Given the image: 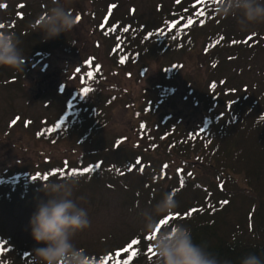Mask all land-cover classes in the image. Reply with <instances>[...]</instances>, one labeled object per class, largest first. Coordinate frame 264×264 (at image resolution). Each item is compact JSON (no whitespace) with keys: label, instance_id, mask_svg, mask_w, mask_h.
<instances>
[{"label":"trees","instance_id":"16d2710c","mask_svg":"<svg viewBox=\"0 0 264 264\" xmlns=\"http://www.w3.org/2000/svg\"><path fill=\"white\" fill-rule=\"evenodd\" d=\"M209 1L200 0L196 3L201 7ZM213 1L219 5V0ZM103 4L108 10L109 19L101 29L96 30L109 42V60L116 66L138 67L142 70L147 66V59L154 56L158 59L160 72L159 80H155L154 84L159 91L153 99L146 96L150 101L145 103L130 100L129 105L134 114L131 129L135 135L132 147L127 143L131 131L119 135L114 142V151L121 150L127 154L122 166L118 161L120 156L107 161L100 151L94 161L82 167L73 166L72 171L76 172L77 177L85 179L80 182L90 185L99 184L103 187L106 183L115 187L117 185L114 182L120 180L115 189L122 188L128 201L140 199L145 194V187L149 189L148 199L150 195L157 198L159 194L173 193L177 208L170 215L173 218L166 223L168 228L176 223L184 224L190 228L195 243L206 245L208 251L222 261L240 264L241 259L249 253L264 260V89L260 90L262 96L249 92L246 83L239 87L235 83V73H240L242 69L239 62H246L257 48L264 47V40L261 39L264 33L262 35L257 30L241 33L239 29L221 28L225 19L227 22L234 19L218 15L214 8L210 16H202L199 24L185 27L187 20L193 18L190 16L193 10L189 4L178 10L172 8L160 13L157 24L154 23L153 27L147 25L144 28L147 31L143 32L139 22L117 16V4L109 1H103ZM208 7H212L211 3H208ZM211 21L212 24L209 23ZM173 24H178V27L173 28ZM15 33L26 48L31 47L27 45L26 33ZM198 43L200 52L197 53V67L206 66L208 71L204 81L196 72L190 77L187 75L190 84H186L183 99L192 109L189 112L192 118L190 116L187 120L185 113L175 112L171 106L164 104L176 88L169 89V81L166 80L177 79L176 73L181 66L179 60L167 61L164 57L191 49ZM89 57L92 64L88 62L89 68L81 71L80 87L76 88L73 101L66 102V111H62L60 122V117L57 120L63 128L78 127L86 135L94 136L102 125L104 105L110 95L101 86L102 64L95 62L92 55ZM232 68L234 72L230 74L228 71ZM111 69L116 70L115 66ZM3 74L9 78L2 80L3 84L10 85V79L13 78L11 71L0 68V77ZM85 111L90 113L87 118ZM93 115L101 117L98 122H94ZM62 165H49V172L40 170L36 176L25 174L19 179L15 178V174L14 178L0 176V199L11 204L26 197L35 198L30 193L33 186H40V180L43 183L53 181V175L50 174ZM195 167L211 171L215 183L209 185L197 180L192 172ZM84 169L89 171L85 173ZM102 172H112L115 175L114 182L101 179ZM127 173H132V177H138L139 181L129 184L123 179ZM168 176L172 179L166 180ZM138 182L141 183L140 190L135 186ZM189 191L196 195L182 199ZM229 196L242 199L247 206L243 222H238L245 235H230L223 228ZM137 241L139 243L127 253L123 249L131 241L98 257L93 254L88 257L91 264H124L135 251L137 255L132 256L129 264H154V254L149 255L145 242ZM0 249V264H33L35 246L31 248L26 243L23 246L12 245L2 228Z\"/></svg>","mask_w":264,"mask_h":264},{"label":"rangeland","instance_id":"374dc122","mask_svg":"<svg viewBox=\"0 0 264 264\" xmlns=\"http://www.w3.org/2000/svg\"><path fill=\"white\" fill-rule=\"evenodd\" d=\"M103 1L117 4V16L131 22H139L143 32L147 31L144 29L147 25L153 27L154 23L157 24L156 20L160 13H166L172 8L178 10L189 4L193 10L190 16L196 24L202 21L203 15L210 16L212 8L214 11L218 8L216 1L213 0L201 7H198L197 0H179V3L177 0H71L67 6L74 15L80 17L76 28L70 33H62L54 39L45 40L42 33L36 32L33 22L52 6V0H0V29L26 33L27 45L31 46L26 48L24 43L20 45L25 59L23 71L4 68L13 75L10 79L11 84H3L2 80H9L6 74L0 77V176L6 175L7 178L16 176L18 179L25 174L36 176L40 170L49 172L50 169L47 168L49 165L54 164L55 167L63 164L50 174L53 175V181H59L64 177L73 176V166L82 167L95 159V156L99 157L100 151V155L106 157L107 161L118 159V155L120 166L124 164L127 154L121 150L114 151V142L119 135L133 132L131 122L134 114L129 105L130 100L136 99L137 102L145 103L150 101L146 96L153 99L154 94L159 91L154 82L159 80L160 72L158 59L154 56L147 59V66H143L145 69L142 70L138 67L132 69L131 66L112 64L108 54L109 42L107 43L96 30L101 29L109 19ZM208 3H211L212 7H208ZM200 11L203 12L202 15H199ZM209 23L212 24V21ZM223 26L238 30L235 19L228 22L225 19L221 28ZM251 30L262 32L263 35L264 24L255 25L249 32ZM261 39L264 40V37ZM198 52L200 43L191 49L164 57L167 61L179 60L181 64L176 73L177 79H165L169 81L167 82L169 89L176 88L168 101L164 100L166 101L164 104L171 106L175 112L185 113L187 120L190 116L192 118L189 114L192 109L183 99L186 84H190L187 75L190 77L196 72L204 81L208 71L206 66H200V69L197 67ZM89 55H92L95 62L102 64L101 86L103 91L110 95L104 105L102 125L94 136L86 135L78 127L63 128L57 120L60 117V122L62 111H66L64 108L66 102L73 101L76 88L80 87L81 71L83 68H89L88 62L90 65L93 62ZM239 63L242 64V69L240 73H235L237 87L246 83L249 92L263 96L260 90L264 89V47L257 48L255 54L246 62ZM112 66H115L116 70L111 69ZM228 72L232 74L234 68ZM85 114L87 118L90 113L85 111ZM99 118L101 117L92 116L94 122H98ZM13 121L16 122L13 124ZM133 138L135 135L132 133L127 139L130 147ZM192 172L201 183L209 185L215 183V178L209 170L195 167ZM101 174V179L108 181H113L115 176L112 172ZM74 176L77 177L76 174ZM137 178L132 177V173H127L123 179L130 184L139 181ZM168 179H172L171 176L166 178ZM80 181L85 179L79 178L72 198L80 207L86 209L91 226L75 238L78 247L84 249L87 255L99 256L117 247H123L135 239L145 242L147 252L149 248L152 249L153 241L147 239L151 234L141 231L143 218L140 213L159 201L162 198L161 194L157 198L150 195L148 199L149 189L145 187V194L141 195L140 199L128 201L122 188L115 189L120 180L113 181L117 185L115 187L106 183L101 187L99 184L90 185ZM39 182L43 183V180ZM42 183L40 186H33L30 192L35 195L33 199L26 197L11 204L0 199V228L14 246H23L24 243L31 248L41 246L37 245L31 236L29 221L38 203L47 200L46 194L42 192ZM140 184V182L135 184L139 190ZM195 195V192L189 191L182 199ZM246 208L242 199L229 196L228 211L223 223V228L228 234L238 236L244 234L238 225L244 220ZM160 228H168V225L165 223L160 225ZM151 253H154L153 249L149 251V255Z\"/></svg>","mask_w":264,"mask_h":264},{"label":"clouds","instance_id":"9594fccd","mask_svg":"<svg viewBox=\"0 0 264 264\" xmlns=\"http://www.w3.org/2000/svg\"><path fill=\"white\" fill-rule=\"evenodd\" d=\"M71 0H52V6L33 22L36 32L45 40L70 33L78 24L77 16L67 6ZM218 15L231 16L241 32L264 24V2L261 0H219ZM20 39L12 30L0 29V68L24 70L25 59ZM76 176L43 183L47 200L40 201L30 218L31 236L37 245L33 249V264H91L85 250L78 247L75 238L91 226L86 209L72 198ZM177 201L173 193H165L150 209L140 213L141 231L153 235L154 264H231L208 251L206 245L193 240L190 228L182 223L161 229L160 222L173 214ZM240 264H264L253 253L244 256Z\"/></svg>","mask_w":264,"mask_h":264},{"label":"snow or ice","instance_id":"6c2138e0","mask_svg":"<svg viewBox=\"0 0 264 264\" xmlns=\"http://www.w3.org/2000/svg\"><path fill=\"white\" fill-rule=\"evenodd\" d=\"M177 2L179 3V0H177ZM197 2L199 3L200 0H197ZM199 15H202V13H199ZM79 19H80V17H77V20H78V21H79ZM194 23H195V21H193L192 19H188V20H187V24L185 25V27L192 26ZM172 27H173V28H176V27H178V24H173ZM125 31H127V29H125ZM249 39H251V38H249ZM121 62H123V60H122ZM78 71H79V70H78ZM90 75H91V74H90ZM15 122H16V121H13V124H14ZM88 171H89L88 169H84V170H83V172H85V173L88 172ZM178 171H181V170H178ZM72 174L75 175L76 172L73 171ZM188 175H191V173H189ZM181 185H183V180H181ZM225 203H226V202H225ZM193 211H195V210H193ZM189 214H191V213H189ZM172 218H173L172 216H169V217L163 219V220L160 222V225H163V224L167 223L168 220H170V219H172ZM160 225H159V227H160ZM147 239L152 240V239H153V235L151 234L149 237H147ZM138 243H139V242H138L137 240L133 239V240H132V241H131V242L125 247V249H123V251H124L125 253H127L130 249L133 248L134 245H137ZM0 251H2V249H0ZM149 251L151 252L152 249L149 248ZM153 254H154V253H153ZM117 255H119V253H117ZM135 255H137V253H136L135 251H133V252L131 253V255L129 256V259L124 261V264H129V261L131 260L132 256H135ZM117 264H119V262H117Z\"/></svg>","mask_w":264,"mask_h":264}]
</instances>
